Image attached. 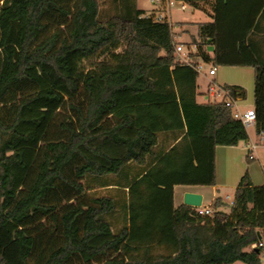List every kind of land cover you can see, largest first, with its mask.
Returning a JSON list of instances; mask_svg holds the SVG:
<instances>
[{
    "label": "trees",
    "instance_id": "trees-1",
    "mask_svg": "<svg viewBox=\"0 0 264 264\" xmlns=\"http://www.w3.org/2000/svg\"><path fill=\"white\" fill-rule=\"evenodd\" d=\"M178 1L212 18L189 62L138 0L105 14L101 0H0V264H264V184L249 172L230 203L218 190L213 214L174 201L175 185L215 186L217 146L250 137L233 105L197 100L199 62L255 68L264 131V0ZM163 131L179 140L156 154ZM149 155L114 229L117 202L90 181Z\"/></svg>",
    "mask_w": 264,
    "mask_h": 264
},
{
    "label": "crops",
    "instance_id": "crops-1",
    "mask_svg": "<svg viewBox=\"0 0 264 264\" xmlns=\"http://www.w3.org/2000/svg\"><path fill=\"white\" fill-rule=\"evenodd\" d=\"M210 16V15H209ZM211 18V17H210ZM212 20V18H211ZM260 29L255 32V41L264 39V16L260 20ZM196 36V35H195ZM263 45V44H261ZM211 51L214 50L212 45H209ZM207 78L205 90L201 92L202 96L206 97L204 101L198 99L199 102H208L206 94L207 86L210 80L216 79L221 84L238 85L231 96L236 100V107L244 112L249 108L254 107L255 102V68L250 65H220L217 68V73L214 76H209L204 73ZM245 92V93H244ZM256 133V130L254 128ZM175 132L163 131L159 133V143L155 148V153H161L163 150H168L177 142ZM250 134V133H249ZM258 142V147L252 151L249 144ZM264 140L261 141L259 134L256 133V138L250 137L246 141H242L238 145H218L216 148V174L217 184L215 186L208 185H175L174 201L175 205L179 206L184 203V194L187 191L198 192L203 195V203L211 204L214 199L224 191L234 189L238 186L241 178L246 172L256 185L264 184ZM253 152L255 159L252 162L247 161V154ZM156 155H149L147 162L139 164L130 162L123 170L122 176L117 174H109L105 177L93 178L90 181L91 188L89 192L95 196L110 195L117 202V209L112 216L113 228L119 229L123 225L128 224L127 206L130 199V184L138 180L146 169L152 166L155 162Z\"/></svg>",
    "mask_w": 264,
    "mask_h": 264
},
{
    "label": "rangeland",
    "instance_id": "rangeland-1",
    "mask_svg": "<svg viewBox=\"0 0 264 264\" xmlns=\"http://www.w3.org/2000/svg\"><path fill=\"white\" fill-rule=\"evenodd\" d=\"M103 5L104 14L109 9L110 0H101ZM184 3L182 1L174 0L170 5L167 3H154L152 0H138V6L141 9L146 10L148 14H157L166 17V19L172 24L175 40L178 44H183V51L177 52L179 58L183 59L188 56L190 48L188 42L191 41L193 35H198L199 23L211 21V16L203 9L192 7L185 4L186 8L182 9L181 6ZM91 61H85L86 65H90ZM205 72H201L198 79V99L204 101L206 97L202 96L201 92L205 90L207 85V78L204 75ZM252 137L256 138L254 128L248 129ZM263 150V149H262ZM264 151V150H263ZM264 165V163H263ZM234 195V189L224 191V199L230 203ZM230 205L224 207L225 210H229ZM263 258V257H262ZM264 259V258H263ZM235 264H243L241 261H237Z\"/></svg>",
    "mask_w": 264,
    "mask_h": 264
},
{
    "label": "built area",
    "instance_id": "built-area-1",
    "mask_svg": "<svg viewBox=\"0 0 264 264\" xmlns=\"http://www.w3.org/2000/svg\"><path fill=\"white\" fill-rule=\"evenodd\" d=\"M152 1L154 3H163V0H152ZM166 1H167V5L168 4L171 5L174 2V0H166ZM181 8L182 9L186 8L185 3L181 6ZM157 18L164 19L166 17L162 15H157ZM183 47H184L183 44H178L177 52L183 51ZM183 60L186 62H189L190 58L186 56L185 58H183ZM217 68H218L217 65L209 64L206 62H199L197 64L198 71L200 73L206 72V74L209 76H214L217 73ZM206 94L208 96V101H211V102L226 101L228 105H233L235 107L234 116L236 118H240L242 122L244 123V125L247 127V129L255 128L257 115H256L254 107L249 108L245 110L244 112L240 111L236 107V100L231 96V93L229 92V90L226 89L224 84L219 83L216 79L210 80L207 86ZM259 138L261 141L264 140V131H262L259 134ZM258 145H259L258 142H251L249 144L250 150L254 151L258 147ZM251 157L255 158V155L253 154V152H251ZM192 207H194L197 214H200V215L213 214L214 212V209L210 204L203 203L200 206H192ZM259 245L264 246V242L263 241L259 242ZM254 246H257V245L254 244ZM262 257L264 258V252L262 253Z\"/></svg>",
    "mask_w": 264,
    "mask_h": 264
},
{
    "label": "water",
    "instance_id": "water-1",
    "mask_svg": "<svg viewBox=\"0 0 264 264\" xmlns=\"http://www.w3.org/2000/svg\"><path fill=\"white\" fill-rule=\"evenodd\" d=\"M184 204L190 206H200L203 204V195L198 192L187 191L184 194ZM259 237L261 238V234L259 232Z\"/></svg>",
    "mask_w": 264,
    "mask_h": 264
}]
</instances>
